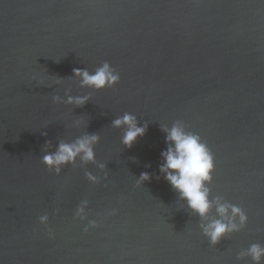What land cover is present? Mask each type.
<instances>
[{"label": "water", "instance_id": "water-1", "mask_svg": "<svg viewBox=\"0 0 264 264\" xmlns=\"http://www.w3.org/2000/svg\"><path fill=\"white\" fill-rule=\"evenodd\" d=\"M104 62L115 88L81 87L73 70ZM125 113L147 125L131 148L112 127ZM177 120L214 157L210 198L248 216L216 246L201 227L215 210L201 221L159 171L161 128ZM86 134L100 137L95 164L44 166ZM253 243L264 246V0H0V264H252L241 254Z\"/></svg>", "mask_w": 264, "mask_h": 264}, {"label": "clouds", "instance_id": "clouds-1", "mask_svg": "<svg viewBox=\"0 0 264 264\" xmlns=\"http://www.w3.org/2000/svg\"><path fill=\"white\" fill-rule=\"evenodd\" d=\"M73 74L81 80V87H89L96 91L106 88H115L120 82L119 73L108 62L97 67L94 72L74 69ZM58 102L59 97H54ZM89 97H71L68 104L83 107ZM115 129H124L121 143L131 148L142 138L147 131V125L140 126L137 118L131 113H125L112 121ZM165 133L166 150L161 152L163 163L159 167L160 173L172 190L178 193L179 199L184 201L188 210L206 221L213 209L218 219H212L201 225L202 234L211 246H216L226 236L239 232L248 221L245 211L232 203L225 202L221 197H211L208 185L213 178L215 170L214 157L201 137L187 130L186 125L175 121L171 127L162 126ZM100 141L99 135H84L74 142H60L55 151L48 152L42 157V163L50 171L60 173L62 167L74 165L79 159L82 163H96L94 146ZM101 168L104 165H100ZM89 179H94L89 175ZM151 177L148 173H141L139 182H148ZM46 222L47 217H41ZM87 231V229L85 230ZM242 256L251 258L252 264L264 262V246L253 243Z\"/></svg>", "mask_w": 264, "mask_h": 264}]
</instances>
